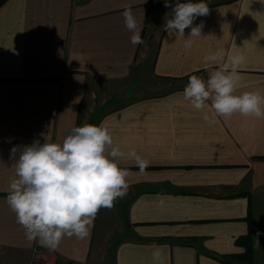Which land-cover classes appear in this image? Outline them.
Wrapping results in <instances>:
<instances>
[{"label":"crops","instance_id":"1","mask_svg":"<svg viewBox=\"0 0 264 264\" xmlns=\"http://www.w3.org/2000/svg\"><path fill=\"white\" fill-rule=\"evenodd\" d=\"M181 2V0H180ZM175 4L176 0H169ZM129 4L141 35L133 46L121 15ZM209 6L191 49L163 30L172 17L164 0H6L0 6V264H31L36 241L7 203L13 146L48 134L61 142L74 126L103 125L125 156L128 190L101 208L84 239L65 236L51 264H153L152 244L165 264H248L241 239L252 233L251 264H264V120L215 117L183 97L191 75L208 78L209 50L242 51L235 94H264V0ZM151 42V41H150ZM159 81L176 82L157 94ZM44 133V135H41ZM136 149L144 172L127 157ZM163 199V204L160 203ZM250 213L251 223L248 221ZM261 233V246L254 236ZM224 261H223V259Z\"/></svg>","mask_w":264,"mask_h":264},{"label":"clouds","instance_id":"2","mask_svg":"<svg viewBox=\"0 0 264 264\" xmlns=\"http://www.w3.org/2000/svg\"><path fill=\"white\" fill-rule=\"evenodd\" d=\"M172 17L166 21L163 30L184 37L185 29L191 28L184 47L191 49L194 37L201 36L203 23L192 26L194 20L209 14L204 0L199 2L170 4ZM125 27L132 33L133 46L143 44L140 22L129 4L121 13ZM242 51L226 52L220 48L209 50L204 57L206 65L222 64L217 70H209L208 78L191 75L183 90V97L197 111L204 112L210 106L214 116L204 112V121L211 125L215 117L241 116L264 120V94L260 91L235 94L241 76L239 69L245 64ZM44 135V133H41ZM125 153L114 145L110 130L102 124L74 126L62 143L53 142L47 134L44 143L34 140L25 146H13L10 159L14 161V176L10 179L7 203L16 215V222L25 232L29 243L36 241L40 246L55 251L62 239L75 236L84 239L90 235V228L101 208L111 209L118 198L127 194V178L130 173L119 166V159ZM127 157L144 172L149 166L136 149H130ZM163 204V199L160 201ZM261 233L254 236V246H261ZM153 264H165L163 246L152 244Z\"/></svg>","mask_w":264,"mask_h":264},{"label":"rangeland","instance_id":"3","mask_svg":"<svg viewBox=\"0 0 264 264\" xmlns=\"http://www.w3.org/2000/svg\"><path fill=\"white\" fill-rule=\"evenodd\" d=\"M219 1H222V0H204V2H206L208 5H211L213 3H216V2H219ZM185 2H188V0H181V3H185ZM192 2H199V0H192ZM152 36H154V39L152 41V38L149 39V34L146 35V38H145V41H144V44H143V48L146 46V45H151V49H152V52H154V49H155V45H156V41L158 40L159 38V35H156L155 34H151ZM151 41V42H150ZM189 80L185 81V83H187ZM175 83L176 82H170V81H159L158 82V85H159V88H158V91L156 92L157 94H162L165 92V89H169V88H172V87H175ZM37 247V246H35ZM34 250V249H33ZM33 255H34V251L32 252V258H31V264H32V259H33ZM40 264H43L42 262Z\"/></svg>","mask_w":264,"mask_h":264},{"label":"built area","instance_id":"4","mask_svg":"<svg viewBox=\"0 0 264 264\" xmlns=\"http://www.w3.org/2000/svg\"><path fill=\"white\" fill-rule=\"evenodd\" d=\"M33 251L34 255L32 259V264H40L41 262L43 264H51V257L46 249L37 246L34 248Z\"/></svg>","mask_w":264,"mask_h":264},{"label":"trees","instance_id":"5","mask_svg":"<svg viewBox=\"0 0 264 264\" xmlns=\"http://www.w3.org/2000/svg\"><path fill=\"white\" fill-rule=\"evenodd\" d=\"M6 0H0V6L5 2ZM222 1H232V0H222ZM221 1V2H222ZM213 5V4H211ZM210 5V6H211ZM248 221L249 223H251V218H250V213H249V216H248ZM244 243H246L247 245V251L246 253L241 256V258L247 262L248 264H251V260H252V248H251V240H252V233H251V230L249 232V234L247 235V237L241 239ZM223 259V258H222ZM224 261V259H223Z\"/></svg>","mask_w":264,"mask_h":264}]
</instances>
